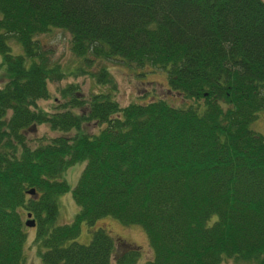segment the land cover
<instances>
[{
	"label": "trees",
	"instance_id": "obj_1",
	"mask_svg": "<svg viewBox=\"0 0 264 264\" xmlns=\"http://www.w3.org/2000/svg\"><path fill=\"white\" fill-rule=\"evenodd\" d=\"M56 28L81 61L164 70L191 102L121 106L68 83L39 107L66 75L36 40ZM0 55V264L25 263L28 212L41 264H134L139 251L114 257L104 228L74 240L104 216L143 228L144 264H264V136L250 129L264 110V0H0ZM91 76L115 88L107 68ZM92 121L98 132L83 131ZM40 124L62 134L27 137ZM80 161L70 189L62 172ZM69 191L78 211L56 224Z\"/></svg>",
	"mask_w": 264,
	"mask_h": 264
},
{
	"label": "rangeland",
	"instance_id": "obj_2",
	"mask_svg": "<svg viewBox=\"0 0 264 264\" xmlns=\"http://www.w3.org/2000/svg\"><path fill=\"white\" fill-rule=\"evenodd\" d=\"M70 38V33L57 28L36 36V40H38L40 46L45 50H50L49 56L51 60L59 63L66 73L61 81L49 83L51 98L38 100L39 107L52 110L58 100H61L58 89L68 83H76L84 96H88L91 92H110L121 106H125L132 101L147 102L156 98H164L167 103L177 106L191 102L190 100L186 101L181 98V95L174 94L168 90L167 74L164 70H152L150 66L135 68L114 59H93L89 63L81 61L80 58L75 57L70 51ZM8 43L11 53L23 54L22 46L14 38L9 39ZM79 66L88 71V73H72ZM102 67L107 68L113 77L115 88L109 83H99L91 76L92 72H97ZM3 77L5 78V74L0 66V86L3 85V81L5 80ZM99 127L98 123L92 121L84 124L82 130L92 134L98 132ZM250 129L264 136V110L258 112L257 118L250 123ZM74 132L75 130H71L67 134ZM59 134H62V132L51 130L47 124L33 126L27 131V137L30 139L50 138ZM84 166L85 161H80L70 165L62 172L61 178L67 181L70 189L76 186ZM58 200L59 208L56 224L70 223L78 211V206L74 202L71 192L61 194ZM26 219L27 215L24 216V222ZM100 227L106 229L107 233L115 240L114 257L124 253L128 249L139 251L134 264H144L152 257V251L148 245L143 228L139 225L122 224L111 216H104L92 227L82 223L80 233L74 240L86 244L91 240L93 231ZM26 231L27 237L24 250L25 258L27 259L24 264H41L36 247L32 243L35 236V227L26 226ZM226 264L235 263L229 261Z\"/></svg>",
	"mask_w": 264,
	"mask_h": 264
},
{
	"label": "water",
	"instance_id": "obj_3",
	"mask_svg": "<svg viewBox=\"0 0 264 264\" xmlns=\"http://www.w3.org/2000/svg\"><path fill=\"white\" fill-rule=\"evenodd\" d=\"M28 193L29 194H33L34 193V189H30L28 190ZM24 224L28 227H35L36 225V220L35 218L32 217V213L31 212H28L27 213V219L26 221L24 222Z\"/></svg>",
	"mask_w": 264,
	"mask_h": 264
}]
</instances>
